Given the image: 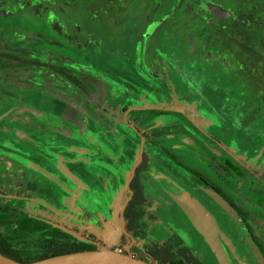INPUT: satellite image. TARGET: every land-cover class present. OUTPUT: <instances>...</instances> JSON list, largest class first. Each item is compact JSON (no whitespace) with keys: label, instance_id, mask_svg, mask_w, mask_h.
<instances>
[{"label":"flooded vegetation","instance_id":"obj_1","mask_svg":"<svg viewBox=\"0 0 264 264\" xmlns=\"http://www.w3.org/2000/svg\"><path fill=\"white\" fill-rule=\"evenodd\" d=\"M79 242L264 264V0H0V250Z\"/></svg>","mask_w":264,"mask_h":264},{"label":"water","instance_id":"obj_2","mask_svg":"<svg viewBox=\"0 0 264 264\" xmlns=\"http://www.w3.org/2000/svg\"><path fill=\"white\" fill-rule=\"evenodd\" d=\"M185 210L193 223L202 232L211 247L220 257V252L217 244L212 240V227L211 222L208 220L203 208H199L193 204H188ZM66 231L77 236L74 231L63 228ZM0 264H152L141 259L132 257L131 255L120 253L110 249H90L83 251L68 252L58 254L48 258L32 261V262H19L4 256L0 252Z\"/></svg>","mask_w":264,"mask_h":264},{"label":"trees","instance_id":"obj_3","mask_svg":"<svg viewBox=\"0 0 264 264\" xmlns=\"http://www.w3.org/2000/svg\"><path fill=\"white\" fill-rule=\"evenodd\" d=\"M92 249L90 246L84 245L82 243H72L71 245H68V247H64L63 249H58L55 253H53L52 255H47V256H43V257H36L33 259H28L25 258L19 254L16 253H5L2 250H0V252L4 255L7 256L11 259H14L16 261L19 262H32V261H36V260H40V259H44V258H48L51 256H55L58 254H63V253H68V252H75V251H83V250H90Z\"/></svg>","mask_w":264,"mask_h":264}]
</instances>
